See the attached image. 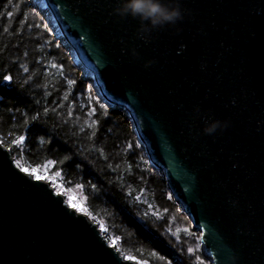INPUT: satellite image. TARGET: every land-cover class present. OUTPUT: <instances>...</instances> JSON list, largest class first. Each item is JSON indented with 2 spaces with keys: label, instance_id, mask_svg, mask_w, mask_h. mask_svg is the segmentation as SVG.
Masks as SVG:
<instances>
[{
  "label": "water",
  "instance_id": "water-1",
  "mask_svg": "<svg viewBox=\"0 0 264 264\" xmlns=\"http://www.w3.org/2000/svg\"><path fill=\"white\" fill-rule=\"evenodd\" d=\"M37 1L97 99L128 119L201 257L264 264V0H180L183 21L147 43L112 15L118 0ZM217 120L228 127L205 135ZM0 264L137 263L0 144Z\"/></svg>",
  "mask_w": 264,
  "mask_h": 264
},
{
  "label": "trees",
  "instance_id": "trees-1",
  "mask_svg": "<svg viewBox=\"0 0 264 264\" xmlns=\"http://www.w3.org/2000/svg\"><path fill=\"white\" fill-rule=\"evenodd\" d=\"M81 74L29 0H0V144L14 163L46 176L68 202L75 197L125 258L208 264L128 119Z\"/></svg>",
  "mask_w": 264,
  "mask_h": 264
},
{
  "label": "clouds",
  "instance_id": "clouds-1",
  "mask_svg": "<svg viewBox=\"0 0 264 264\" xmlns=\"http://www.w3.org/2000/svg\"><path fill=\"white\" fill-rule=\"evenodd\" d=\"M187 10L181 8L180 0H118L117 6L113 8L112 15L121 20L131 18L138 22L137 38L148 41V36L155 30H164L166 26H175L177 22L184 19ZM180 32L176 28V33ZM133 57L137 56L135 50ZM154 61H148L145 67L150 66ZM234 103V102H233ZM199 113V108L194 110ZM227 122L213 121L203 128L205 135H213L218 129L227 128Z\"/></svg>",
  "mask_w": 264,
  "mask_h": 264
},
{
  "label": "snow or ice",
  "instance_id": "snow-or-ice-1",
  "mask_svg": "<svg viewBox=\"0 0 264 264\" xmlns=\"http://www.w3.org/2000/svg\"><path fill=\"white\" fill-rule=\"evenodd\" d=\"M20 139L22 140V138H20ZM19 142H20V141L18 140L17 143H19ZM17 166L21 168V171H24V172H26V173H29V174L35 175V178H36L37 180H40V179H47L46 176H40V175H38L35 169L30 170V169H28V168H25V167L21 166L19 162H17ZM57 175H58V174H57ZM74 199H75V197H73V196H69V206L72 207V208H74V209H76L77 211H86V210L83 209L80 205L74 203V202H73ZM100 228H101V231H106V229L104 228V225H103L102 222L100 223ZM115 243H116V241L113 240V241H112V244L115 245Z\"/></svg>",
  "mask_w": 264,
  "mask_h": 264
},
{
  "label": "bare ground",
  "instance_id": "bare-ground-1",
  "mask_svg": "<svg viewBox=\"0 0 264 264\" xmlns=\"http://www.w3.org/2000/svg\"><path fill=\"white\" fill-rule=\"evenodd\" d=\"M33 1H37V0H33ZM37 3H39L40 5L42 4L41 2H38V1H37Z\"/></svg>",
  "mask_w": 264,
  "mask_h": 264
},
{
  "label": "rangeland",
  "instance_id": "rangeland-1",
  "mask_svg": "<svg viewBox=\"0 0 264 264\" xmlns=\"http://www.w3.org/2000/svg\"><path fill=\"white\" fill-rule=\"evenodd\" d=\"M66 200V199H65ZM67 201V200H66ZM68 202V201H67ZM68 204H69V202H68ZM126 258H128V257H126ZM131 259V258H130ZM134 260V259H133ZM135 261V260H134Z\"/></svg>",
  "mask_w": 264,
  "mask_h": 264
}]
</instances>
